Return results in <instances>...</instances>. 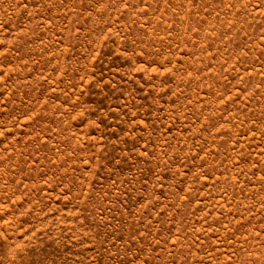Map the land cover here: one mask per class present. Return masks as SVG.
<instances>
[{
  "label": "rangeland",
  "instance_id": "374dc122",
  "mask_svg": "<svg viewBox=\"0 0 264 264\" xmlns=\"http://www.w3.org/2000/svg\"><path fill=\"white\" fill-rule=\"evenodd\" d=\"M0 264H264V0H0Z\"/></svg>",
  "mask_w": 264,
  "mask_h": 264
}]
</instances>
